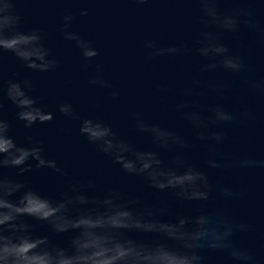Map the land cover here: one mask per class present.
<instances>
[{
  "label": "clouds",
  "instance_id": "obj_1",
  "mask_svg": "<svg viewBox=\"0 0 264 264\" xmlns=\"http://www.w3.org/2000/svg\"><path fill=\"white\" fill-rule=\"evenodd\" d=\"M26 2L0 0V264H204V250L222 253L228 264H264V231L254 221L237 219L228 206L234 200H252L255 189L243 181L213 185L206 171L190 163L189 155L194 143H200L207 150L204 164L208 169L227 174L264 173V153L223 151L233 141L230 129L258 123L247 98L264 97V75L258 74L256 63L224 38H237L243 28L256 45L264 47V0H188L198 5L199 14L190 37L167 44L154 38L141 41L145 62L162 57L189 62L179 77L154 84L151 108L176 113L191 129V138L149 122L144 110H134L129 113L131 130L149 137L153 145L151 150H138L102 117H82L67 101L57 104L62 117L79 122L78 135L122 172L141 176L157 192L167 191L176 200L197 206L195 214H178L174 221L161 219L169 212L168 201L130 199L116 187L98 195L94 179L71 176L47 157L40 139L26 133L25 143L17 144L12 138V123L4 117L5 100L15 107L14 119L26 130L51 122L53 115L43 110L39 97L30 95L31 79H17L13 73L5 80V53L31 72L51 73L62 67L47 45L49 33L25 27L21 4ZM132 2L146 5L152 0ZM226 3L247 6L221 8ZM78 14L87 17L89 9L81 8ZM75 18L64 10L59 34L79 50L80 67L89 71L88 86L116 100L119 90L104 75L103 64L95 62L99 50L72 30ZM236 82L238 91L233 87ZM169 96L176 97V102L169 103ZM229 97L237 100L238 109L225 105ZM161 152L171 153L170 158L165 161ZM34 168L49 169L64 178V190L57 200L29 186L25 175ZM6 169H14V175L6 174ZM25 217L47 223L54 233L73 232L74 236L67 248L60 247L48 236H34L35 225ZM128 232L151 234L156 239L137 241L127 237ZM239 234L258 238L259 248L239 243Z\"/></svg>",
  "mask_w": 264,
  "mask_h": 264
},
{
  "label": "water",
  "instance_id": "obj_2",
  "mask_svg": "<svg viewBox=\"0 0 264 264\" xmlns=\"http://www.w3.org/2000/svg\"><path fill=\"white\" fill-rule=\"evenodd\" d=\"M246 7L247 5L222 4L221 8ZM26 28H42L49 33L47 45L62 61V67L51 73L31 72L16 60L11 53L4 56V78L13 73L17 79L29 78L33 81L30 95L40 98V106L46 113L53 115L47 124H36L26 130L22 123L14 119L15 107L5 100L4 117L12 123L11 136L17 144L25 143L26 133H30L43 142L46 155L56 160L71 176L80 180L94 179L97 184L96 194L102 195L107 189L119 188L130 199H139L145 203L169 202V212L162 216L164 221H174L178 214L191 216L197 206L191 202L176 200L167 191L157 192L148 187L146 181L137 175H129L120 170L119 165L103 154L96 152L94 145L78 135V121L67 120L57 111V104L67 101L74 105L82 117L100 116L107 120L122 135L130 140L138 150L153 148L149 137L131 130L129 113L134 110L146 111V118L151 123L169 127L191 138L192 132L187 124L172 111L152 109L155 103L154 84L179 77L186 71L188 61L156 58L145 62L141 41L144 38L157 39L162 44L180 38L190 37L196 27L198 5L188 0H152L146 5H137L132 0H29L21 4ZM89 9L87 17H80L78 10ZM64 10L76 18L72 30L92 41L100 55L95 62L102 63L104 75L119 90L116 100L106 96L101 90L87 84L89 71L81 69L79 50L72 42L65 41L59 34L60 17ZM264 17V11L261 12ZM225 43L241 51L256 63L258 74L264 75V47L254 43L245 29H241L237 38L226 36ZM243 44L244 47H240ZM71 81V83H66ZM234 89H240L238 82ZM176 97L169 96L168 102H176ZM248 103L257 112L258 123L250 128L234 127L230 129L233 141L223 149L227 154L237 151L254 150L264 153V97H248ZM232 110L239 108L236 99L229 97L224 101ZM190 163L197 165L209 175L213 185L232 184L237 181L252 186L255 196L252 200H234L229 202L233 215L240 220L254 221L260 231H264V173H246L234 171L230 174L220 170L208 169L204 161L206 148L194 143L190 151ZM171 153L161 152L167 161ZM5 173L14 175V169ZM31 188L49 200L55 201L64 190V178L49 169H33L25 175ZM34 224V236H48L50 241L67 248L74 236L73 232L54 233L47 223L25 217ZM125 235L137 241L151 242L156 239L151 234L128 232ZM237 241L242 244L260 246L258 238L239 234ZM204 264H228L226 257L219 252L204 250Z\"/></svg>",
  "mask_w": 264,
  "mask_h": 264
}]
</instances>
